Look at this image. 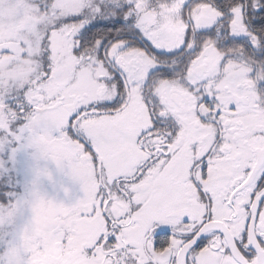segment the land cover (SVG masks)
<instances>
[{
	"label": "snow or ice",
	"instance_id": "snow-or-ice-1",
	"mask_svg": "<svg viewBox=\"0 0 264 264\" xmlns=\"http://www.w3.org/2000/svg\"><path fill=\"white\" fill-rule=\"evenodd\" d=\"M24 149L74 188L36 168L0 264H264V0H0Z\"/></svg>",
	"mask_w": 264,
	"mask_h": 264
},
{
	"label": "rangeland",
	"instance_id": "rangeland-1",
	"mask_svg": "<svg viewBox=\"0 0 264 264\" xmlns=\"http://www.w3.org/2000/svg\"><path fill=\"white\" fill-rule=\"evenodd\" d=\"M32 149H24L18 151L16 156L12 158L10 155H5L0 151V210L7 209L19 197L26 194L35 179L36 168L47 166L53 172V180H48L47 177H41L39 187L47 196L55 199H63L64 192L60 186L64 183L66 186L74 188L66 178H63L56 171L55 165L52 162L37 161ZM27 212L23 215H18L10 223L0 225V240L7 239L16 233L26 222ZM49 217H42V226L46 225ZM44 258V257H42ZM40 260V264L42 259Z\"/></svg>",
	"mask_w": 264,
	"mask_h": 264
},
{
	"label": "flooded vegetation",
	"instance_id": "flooded-vegetation-1",
	"mask_svg": "<svg viewBox=\"0 0 264 264\" xmlns=\"http://www.w3.org/2000/svg\"><path fill=\"white\" fill-rule=\"evenodd\" d=\"M41 264H52V260L55 259V257H44L42 258Z\"/></svg>",
	"mask_w": 264,
	"mask_h": 264
}]
</instances>
